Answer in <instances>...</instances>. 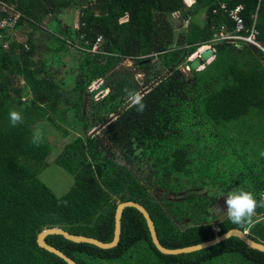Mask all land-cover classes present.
<instances>
[{
    "label": "trees",
    "instance_id": "1",
    "mask_svg": "<svg viewBox=\"0 0 264 264\" xmlns=\"http://www.w3.org/2000/svg\"><path fill=\"white\" fill-rule=\"evenodd\" d=\"M189 1L190 7L183 0H83L89 7L82 9L79 28L59 23L49 44L52 57L38 59L33 36L26 44L9 43L8 32L25 23L40 29L48 15L57 21L55 14L68 7L70 0H0V21L10 16L8 7L22 14L14 28L0 35V264H66L38 246V234L45 228L62 227L111 242L117 206L127 201H136L150 212L161 244L169 249L210 240L231 229L249 230L252 238L264 242V208H257L253 222L245 227L232 224L227 217L216 228L208 222L210 209L228 191L242 187L259 200L264 192V181L256 179L261 163L247 167L248 171L244 167L237 175H225L228 179L217 175L212 179L215 182L197 186L194 172H201L205 181L204 173L211 171L204 170L200 153L192 148L201 132L209 134L208 121L230 123L251 116L254 109L264 113V53L256 54L251 45L239 48L221 42L214 45L215 57L204 70L191 72L190 78L180 70L181 62L190 66L189 57L217 29L236 30L237 22L222 5L229 9L243 5L247 27L252 29L256 22L264 44V0ZM94 7L100 15L94 14ZM199 11L204 13L202 26L192 21ZM177 13L189 22L181 33L184 29L176 32L170 19ZM124 16L127 21L120 23ZM100 38L99 50L92 52ZM154 53H161L156 59L168 72L162 79L154 71L155 57H149ZM62 57L74 64L68 73L73 86L67 91L65 81L57 82L52 75L53 62ZM126 60L146 77L142 87L131 70L122 68ZM21 81L30 94L27 103L22 102L26 90L15 86ZM100 81L109 93L95 102L90 88ZM125 87L144 96L142 114L128 106ZM10 110L22 114V124L11 125ZM68 116L74 117L82 135L66 143L56 158L74 177V185L60 197L40 177L53 152L52 137L43 138L36 147L29 132L46 121L68 136L61 126L69 123ZM102 126V134L90 136L92 128ZM252 126L247 124L245 129ZM250 141H243L242 146ZM141 158L153 162L155 168L147 177L141 175ZM198 187L212 191L192 192ZM179 194L184 198H172ZM46 241L77 264H213L223 256L233 257V264H264V252L236 236L191 253L163 255L136 208L124 210L121 241L113 249L73 243L62 235Z\"/></svg>",
    "mask_w": 264,
    "mask_h": 264
},
{
    "label": "rangeland",
    "instance_id": "2",
    "mask_svg": "<svg viewBox=\"0 0 264 264\" xmlns=\"http://www.w3.org/2000/svg\"><path fill=\"white\" fill-rule=\"evenodd\" d=\"M82 2V0H80ZM192 5V3L189 5V7ZM86 6L85 8H87ZM7 11L11 14L13 13L12 8H8ZM94 14L95 15H100L99 10L94 7ZM171 22L173 23L175 27V31L181 30L179 33L186 31L188 27V20H182L181 16L179 13L174 14L173 16L170 17ZM192 21L199 23V25L204 24V13L202 11H199L198 13L194 14L192 17ZM76 27V25H75ZM20 28V27H18ZM18 28L14 30H11L12 32L10 33L11 39H9V43L12 42V37L14 34L18 35V38L15 37V40H17L18 43L23 44L27 40V35L25 32H17L16 30H19ZM76 28H79V24L77 25ZM22 29V28H21ZM30 30H34L31 28ZM29 32V31H28ZM178 33V34H179ZM177 34V35H178ZM176 35V36H177ZM42 42V41H40ZM38 43V40H37ZM26 44V43H25ZM7 46V45H6ZM39 47H45L42 44L38 43ZM255 46L256 45H251ZM200 49L193 55V57L197 56L200 53ZM191 59V56L189 57V60ZM188 60V61H189ZM56 62H53V67H52V75L57 78V82H63L65 81V84L63 88L67 91V89L72 88L73 86V80L71 78H68V73H72L74 70V64L70 60L69 57H62L60 59V62L55 59ZM153 66L156 68L154 71L158 72L159 74L161 73V79L167 76L168 72L165 71L162 68V62L160 60H157L156 58L153 59ZM182 64V65H181ZM180 64V70L188 77L190 78L191 71L188 67V65H184V62H181ZM219 65H223V62H219ZM72 68V69H71ZM122 68H127L131 70L135 74V80L139 84L140 87L143 86L145 83L146 77L144 76L143 72L136 70L134 68V64L131 60H126L123 62V67ZM202 71V69L199 70V72ZM104 83L102 81L94 83L92 87L90 88V93L99 90ZM16 87L20 86V88H24L26 91L22 96V102L27 103L28 99L30 97V94L28 93V89L26 88L25 84L23 81L20 82V84L15 85ZM67 88V89H66ZM109 93V90L101 92L97 94L95 97V102H98L102 99H104L107 94ZM86 108H83V112L85 111ZM103 114L106 112L105 110L102 111ZM88 113V112H87ZM86 113V114H87ZM69 117V123L67 124H62V128L66 129L69 132L68 136H65L63 134L62 130L56 129L48 122H41L37 125H40L43 133H44V139L45 138H50L52 143H53V152L51 153L49 160H48V167L46 170L41 174V179L48 185L50 186L55 193L62 197L68 193V191L71 189V187L74 185V177L71 176L69 173L66 172L65 169L60 167L55 161L56 158L62 153L64 146L66 143L71 142L75 140L77 137L82 135V128H75L74 126V117L68 116ZM89 119H91V116L88 115ZM201 122V121H200ZM209 122V123H208ZM209 127V134L208 132H201V130H198V132H201L199 134V139L197 141V144H193L192 148H195V152L200 153V165L205 166L204 170H210L211 173H204V178L205 181L201 180V172H194L193 176V183L197 186L201 184H209L213 183L212 179L214 177H217V175L220 178L223 179H228L227 176L225 175H231L234 176L235 174H239L240 172H243V168L251 166L252 164H257L258 162L261 163L262 168H264V158L260 160L259 153L261 151H264V113L260 112L257 109H254L252 111L251 116H248L246 118L233 121L230 123H225V122H211L208 121ZM247 124H254L251 128L245 129ZM36 125V126H37ZM244 125V126H243ZM33 126L30 129V135L32 136V131L36 127ZM102 127H94L90 131V136L94 134H102ZM245 129V130H244ZM244 130V131H243ZM259 133V135H257ZM208 135V136H207ZM256 135V136H255ZM202 137L204 139H202ZM54 138V139H53ZM250 139H253V141H250V143H247V145H243V141L248 142ZM256 140V142H255ZM182 145H185V143H181ZM255 145L258 146L255 147ZM173 149L167 151V155L171 153ZM215 151H219V154L216 153ZM201 152H203L201 154ZM118 162L121 161V157H117ZM122 162V161H121ZM261 166L258 165L259 170L256 175L257 181L263 182L264 181V173L262 172ZM139 167L141 170V175L146 176L150 175L153 169V162L151 161H146L145 158H141V161H139ZM200 167V166H199ZM248 171V169H247ZM140 175V176H141ZM139 176V174H138ZM184 183L188 184V180H186ZM149 187L147 183H145ZM211 189L208 187L204 188H199L196 190H193L192 192L198 193L205 195L209 193ZM154 195L156 194V191L152 190ZM151 191V192H152ZM212 191V190H211ZM158 196V195H157ZM156 196V197H157ZM155 197V196H154ZM174 199H182L184 198L183 195H177L175 197H172ZM224 199L225 195L222 196L218 203L210 209V214L209 217L211 219L208 220V222L212 223L215 228L216 225L220 222L221 219L224 217H227L226 215V206L224 205ZM231 261V262H230ZM223 262H229L233 264V257L231 256H223L222 258L216 260L213 264H222ZM105 264H113V263H105ZM118 264V263H114Z\"/></svg>",
    "mask_w": 264,
    "mask_h": 264
},
{
    "label": "water",
    "instance_id": "3",
    "mask_svg": "<svg viewBox=\"0 0 264 264\" xmlns=\"http://www.w3.org/2000/svg\"><path fill=\"white\" fill-rule=\"evenodd\" d=\"M183 2L186 6H189L191 4L189 0H183ZM237 46L239 48L244 47L243 44H239ZM250 48L256 54L258 53L257 47L250 46ZM214 53L215 51L211 48L202 51L199 54V56L195 57L194 59L190 61V71L199 72V68L203 67V65L207 64V62H209L210 60H213V58L215 57ZM104 91H106V87L102 86L99 90H96L92 92L91 94L95 98L97 94L104 92ZM126 208L138 209V211L143 215L144 219L146 220L154 246L159 252L163 253V255H166V256H178V255H182V253H191L197 250H201V249L210 247L212 245H215L232 236L239 237L247 246L264 252V242L257 241L256 239L252 238L250 236L249 230L242 231L240 229H231L228 232L215 236L213 239L202 241L197 244L188 245L184 247H177L173 249L166 248L161 244L159 240L157 229H156L154 220L152 219L150 215V212L143 205H141L140 203H137L136 201H127V202H121L118 204L117 209H116V214H115L114 238L111 242L106 243L94 237L73 234L62 227H52V228H45L38 234L37 244L40 248L46 250L49 253H52V255L61 259L66 264H77L75 260L67 256L65 252H62L58 248L50 245L46 241L47 237L52 236V235H62L67 240L72 241L73 243H78V244L85 243V244L93 245L97 248L104 249V250L113 249L117 247L121 241L122 218H123L124 210Z\"/></svg>",
    "mask_w": 264,
    "mask_h": 264
},
{
    "label": "clouds",
    "instance_id": "4",
    "mask_svg": "<svg viewBox=\"0 0 264 264\" xmlns=\"http://www.w3.org/2000/svg\"><path fill=\"white\" fill-rule=\"evenodd\" d=\"M211 41L204 43L199 47L205 48L206 46H210L209 48L215 51L214 45L217 43H211ZM221 42H229V41H221ZM234 44L237 45L243 44L244 46L246 45L244 43H234ZM209 48H205V49H209ZM160 54L161 53H154L149 57L158 58V55ZM192 59H194L193 56H191L190 61ZM212 61L213 60L207 62V64L203 65V67L199 68V70L200 69L204 70L205 66L209 65L210 62ZM123 92L126 94L128 106L134 107L138 113L142 114L146 109V105L145 103H143L144 96L140 92L131 90L128 87H125L123 89ZM9 120L11 125L15 127L18 124L23 123V116L19 111L10 110ZM43 138H44L43 130L40 125H37L32 131L31 143L34 146L39 147L43 142ZM259 156L260 158H264V151H261L259 153ZM224 205L226 206L225 213L227 215L228 220L234 225H237L239 227H245L253 222V217L256 215V209L264 208V192H261L259 194V200H257L256 195L252 191H246L242 187L235 188L226 193L224 199Z\"/></svg>",
    "mask_w": 264,
    "mask_h": 264
},
{
    "label": "crops",
    "instance_id": "5",
    "mask_svg": "<svg viewBox=\"0 0 264 264\" xmlns=\"http://www.w3.org/2000/svg\"><path fill=\"white\" fill-rule=\"evenodd\" d=\"M51 1H56V2L60 3L63 1H67V0H51ZM92 2H94V0H92ZM86 6H88V5H85L83 0H82V2L80 0H70V5L68 7L61 8L60 11L57 14H55L59 18L57 21L52 20L51 15H48L42 24L43 26L40 29H37L36 27H34L33 25H31L29 23H25L23 26L18 28L19 30H16V31L17 32H19V31L25 32L27 35V41L29 40V38H31V36H33V40H36V46L38 48V52H37V58L38 59L45 58L46 55L48 57H52V54L50 53V49H49V44L52 41L51 35L53 34V30L56 29L55 28L56 26H58V28H59V23L63 26H70V27L77 29L76 27L80 22L81 16L83 15L82 9L85 8ZM241 6H243V5H241ZM229 10H234V9H229ZM126 21H127V16H124L123 18H121L119 20L120 23H124ZM75 25H76V27H75ZM223 27L225 29H227V27H225V26H223ZM31 28H33L34 30H30ZM221 28L216 30V32L213 34L211 40H213L215 34L220 32ZM15 29H14V32H15ZM235 31H230V32H235ZM11 32L12 31L8 32L9 37H11V35H10ZM15 37L18 38V35L14 34V36L12 37V41H15ZM37 40H38L39 44H42L45 47H42V48L39 47ZM40 41H42V42H40Z\"/></svg>",
    "mask_w": 264,
    "mask_h": 264
},
{
    "label": "built area",
    "instance_id": "6",
    "mask_svg": "<svg viewBox=\"0 0 264 264\" xmlns=\"http://www.w3.org/2000/svg\"><path fill=\"white\" fill-rule=\"evenodd\" d=\"M9 8V7H8ZM7 8V9H8ZM6 9V11H7ZM222 9L229 12L231 18L237 22L236 31L230 32L224 27L221 28L220 32L214 35L211 43H218L221 41H229L232 43H244L246 45H256L264 53V44L259 41V31L256 28V22L252 29H249L246 25L245 19L242 16L244 7L240 6L234 10H229L227 5H222ZM13 13H8L10 16L0 21V35L1 32L10 28H14L22 17V14L13 9ZM98 43L92 49V52H96L98 49ZM206 46L205 48H209Z\"/></svg>",
    "mask_w": 264,
    "mask_h": 264
},
{
    "label": "bare ground",
    "instance_id": "7",
    "mask_svg": "<svg viewBox=\"0 0 264 264\" xmlns=\"http://www.w3.org/2000/svg\"><path fill=\"white\" fill-rule=\"evenodd\" d=\"M100 39H101V41H102V38H100ZM101 41H100L99 44H98V49H97V51L99 50V46H100V44H101ZM257 49H258V52H259L260 49H259V48H257ZM204 50H206V49H205V48H200V51H201V52L204 51ZM97 51H96V52H97ZM201 52H200V53H201ZM200 53H199V54H200ZM199 54H198L197 56H199ZM197 56H195V57H197ZM195 57H194V58H195ZM189 69H190V66H189Z\"/></svg>",
    "mask_w": 264,
    "mask_h": 264
}]
</instances>
